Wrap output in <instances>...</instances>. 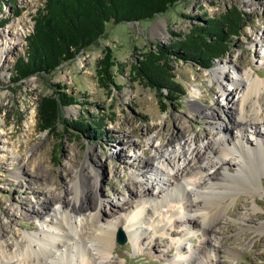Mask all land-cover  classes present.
<instances>
[{
	"label": "rangeland",
	"instance_id": "374dc122",
	"mask_svg": "<svg viewBox=\"0 0 264 264\" xmlns=\"http://www.w3.org/2000/svg\"><path fill=\"white\" fill-rule=\"evenodd\" d=\"M44 2L0 0V230L7 223L18 234V240L25 233L34 232L39 223L32 217L31 209L45 206L51 194L87 205L101 199L105 217L125 228L136 204L149 202L142 197V187L135 188L134 183L144 182L142 166L156 148L165 151L169 143L185 134L186 157L194 165V147L204 149L215 140L219 128L229 131V139L240 136L231 129L237 112L230 98L220 91V85L233 89L237 100L242 86L231 85V81L238 73L250 72L254 78L264 80V47L260 40L264 35V0H179L153 18L109 23L93 45L51 73L17 80L14 64L25 54L26 37ZM233 6L248 14V26L234 39L226 57L210 69L182 60L173 62L176 80L185 91L182 98L162 103L156 90L132 79L131 66L143 53L155 50L158 44L181 40L194 24H204ZM107 48L112 50L114 62L123 66L113 68L112 81L103 87L98 69ZM58 91L73 97L74 103L61 105L55 130L44 131L40 102L44 97L57 96ZM206 112L212 113L213 118L205 117ZM70 123L86 127L80 131ZM260 130L264 133V127ZM4 136L14 140V145L19 140L18 145L24 148L21 156L9 155L8 139ZM196 137L197 145L192 141ZM27 138L30 144L26 143ZM245 140L255 146L257 137L251 129ZM227 160L233 189L219 188L223 193L209 197L205 206L215 212L233 202L216 232L220 243L208 253L204 264H264V227H260L264 221V169L250 174L244 166L237 173L235 159L229 156ZM252 161L259 168L260 160L253 157ZM150 177L148 186L156 189L155 176ZM44 182L51 187L50 193L43 191ZM134 188L139 191L137 197L130 194ZM108 202L120 206L114 211ZM166 210L165 207L163 213ZM171 218L170 214L164 216V222L166 229L175 230V234L161 237L160 231L144 224L138 243L128 239L119 244L116 236L122 228H118L108 260L114 264H170L171 259L184 262L192 249L196 250L206 239L197 225H174ZM176 232H183L185 238Z\"/></svg>",
	"mask_w": 264,
	"mask_h": 264
},
{
	"label": "bare ground",
	"instance_id": "6f19581e",
	"mask_svg": "<svg viewBox=\"0 0 264 264\" xmlns=\"http://www.w3.org/2000/svg\"><path fill=\"white\" fill-rule=\"evenodd\" d=\"M260 40L264 47V35ZM231 85L242 86L239 99L235 100L233 89L224 84L220 85V91L233 103L237 117L231 129L236 130L240 136L229 139V131L224 127L219 128L215 140L204 146V149L194 147V165H191L186 157L185 134L182 138L173 140L172 144L169 143L165 151L156 148L154 155L148 156L142 166L144 182L134 183L135 188L138 185L142 187V197L147 198L149 202L136 204V210L132 211L125 228L105 217L101 199L87 205L80 201L79 203L78 200L74 203L68 197L64 200L51 194L53 196L46 198L45 206L31 209L32 217L39 225L34 227V232L25 233L22 240H18V234L15 235L7 223L3 224L0 230V264H114L108 258L111 254L110 246L114 242V233L118 228L121 227L128 239L135 243L142 239L144 224L149 228L153 227L157 232L160 231L161 237L166 234L173 235L175 230L166 229L167 223L164 222V216L166 218L168 214L173 217L170 221L174 225H197L206 239L196 250L192 249L191 255L184 262L171 259L169 263L204 264L208 253L214 252L220 243L216 239V232L225 220L224 212L233 202L232 200L218 207L215 212L205 206L209 197L223 193L219 188L233 189L231 177L228 175V157H233L237 162V173L242 172L244 166H247L250 174H259V169H264V133L260 130V127H264V80L254 78L250 72H244L238 73L237 78L232 79ZM195 98L196 96L194 100ZM212 115L210 112L205 113L207 118H213ZM29 125L32 126L31 121ZM248 129L257 137L255 146L245 140ZM32 130L30 128V131ZM27 135L30 138L32 134L30 132ZM4 138L8 139L6 142L10 150L9 155L17 153L21 156L20 150L24 148L23 145H18L19 140L16 142L18 144L14 145V140L11 141V138L5 136ZM192 141L197 145L198 138ZM146 154L144 151V155ZM253 157L260 160L259 168H255ZM30 163L28 160L27 165ZM18 173H21V168ZM217 174H220V177H217ZM150 176H155L156 189L148 186ZM256 183L258 185L257 180ZM50 188L46 182L43 183V191L50 193ZM135 188L130 190L133 197H137L139 193ZM125 203L131 204V201ZM109 204L114 211L120 206L116 202ZM165 207L167 210L163 213ZM260 227H264V221L260 223ZM176 234L181 239L185 238L183 232ZM11 238H15V243L9 242ZM180 249L184 250L186 247Z\"/></svg>",
	"mask_w": 264,
	"mask_h": 264
},
{
	"label": "trees",
	"instance_id": "16d2710c",
	"mask_svg": "<svg viewBox=\"0 0 264 264\" xmlns=\"http://www.w3.org/2000/svg\"><path fill=\"white\" fill-rule=\"evenodd\" d=\"M34 17L32 32L26 37L25 54L14 64L17 80L38 73H51L64 61L74 58L102 36L109 23L142 21L165 12L179 0H44ZM248 14L233 6L204 24H194L190 32L173 44H158L142 54L131 66L132 79L157 91L159 98L169 102L185 95L177 82L173 62H192L210 69L215 62L226 57L234 39L240 37L248 26ZM98 80L108 86L113 79L112 50L107 48L99 61ZM66 92L41 100L39 114L42 130L53 132L59 118L61 105L73 102ZM66 123V122H65ZM68 123V122H67ZM71 124V123H70ZM78 130L84 124L74 123Z\"/></svg>",
	"mask_w": 264,
	"mask_h": 264
},
{
	"label": "water",
	"instance_id": "95a60500",
	"mask_svg": "<svg viewBox=\"0 0 264 264\" xmlns=\"http://www.w3.org/2000/svg\"><path fill=\"white\" fill-rule=\"evenodd\" d=\"M128 238L126 236V234L124 233V231L122 229L119 230L118 235L116 236V241L123 245L127 242Z\"/></svg>",
	"mask_w": 264,
	"mask_h": 264
}]
</instances>
